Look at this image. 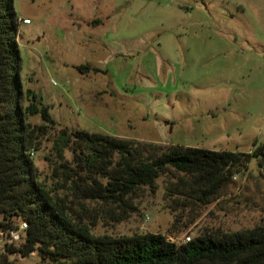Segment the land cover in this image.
Segmentation results:
<instances>
[{
  "label": "rangeland",
  "instance_id": "374dc122",
  "mask_svg": "<svg viewBox=\"0 0 264 264\" xmlns=\"http://www.w3.org/2000/svg\"><path fill=\"white\" fill-rule=\"evenodd\" d=\"M15 7L23 87L50 106L57 122L35 155L49 182L61 162L53 146L64 127L163 149L251 152L264 143V0H15ZM81 65L101 71L82 73ZM28 120L44 123L40 114ZM64 155L73 158L68 148ZM171 181L172 174L163 175L156 189L138 190L130 200L136 209L120 223L85 201L89 216L98 213L94 232L163 233L181 242L264 223L256 159L208 205L174 211L164 196ZM4 244L0 238V251ZM10 260L44 264L36 253Z\"/></svg>",
  "mask_w": 264,
  "mask_h": 264
},
{
  "label": "trees",
  "instance_id": "16d2710c",
  "mask_svg": "<svg viewBox=\"0 0 264 264\" xmlns=\"http://www.w3.org/2000/svg\"><path fill=\"white\" fill-rule=\"evenodd\" d=\"M19 22L15 0H0V238L5 240L0 264H12L11 254L34 253L44 264H264V223L240 231H204L181 242L154 232L96 234L98 213L89 216L85 201L107 208L110 219L120 223L136 209L130 200L138 190L156 189L160 177L172 174L176 181L166 185L164 196L174 211L208 205L253 159L264 175V143L251 152L163 149L158 143L64 127L54 141L61 162L51 183L35 155L57 122L50 106L23 87ZM37 114L44 123L28 120ZM66 148L72 160L65 159ZM23 223L27 227L21 230ZM16 230L21 238L12 240Z\"/></svg>",
  "mask_w": 264,
  "mask_h": 264
},
{
  "label": "built area",
  "instance_id": "2783aa9c",
  "mask_svg": "<svg viewBox=\"0 0 264 264\" xmlns=\"http://www.w3.org/2000/svg\"><path fill=\"white\" fill-rule=\"evenodd\" d=\"M25 23H28L29 22V19H26L24 20ZM147 220L149 221L150 220V216L147 215ZM27 227V224L26 223H23L22 226H21V230L25 229ZM21 238V232L19 230H16V231H13L12 233V240H19ZM187 240H190L191 239V236H187L186 238Z\"/></svg>",
  "mask_w": 264,
  "mask_h": 264
},
{
  "label": "crops",
  "instance_id": "0c3cea01",
  "mask_svg": "<svg viewBox=\"0 0 264 264\" xmlns=\"http://www.w3.org/2000/svg\"><path fill=\"white\" fill-rule=\"evenodd\" d=\"M82 66V65H81ZM92 71V70H91ZM91 71H88V70H85V72L84 73H89V72H91ZM83 73V72H82Z\"/></svg>",
  "mask_w": 264,
  "mask_h": 264
}]
</instances>
